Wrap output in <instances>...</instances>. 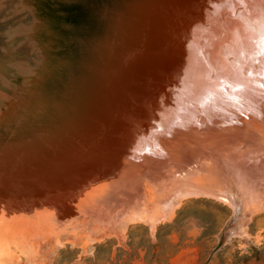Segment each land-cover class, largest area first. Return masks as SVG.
<instances>
[{"label": "bare ground", "instance_id": "obj_1", "mask_svg": "<svg viewBox=\"0 0 264 264\" xmlns=\"http://www.w3.org/2000/svg\"><path fill=\"white\" fill-rule=\"evenodd\" d=\"M156 14L149 13V22H138L143 41L152 49L150 58L144 62L147 55L138 56L132 74L106 86L94 119L81 116V102L63 116L59 108L66 94L56 92L58 100L49 102L52 93L45 94L38 82L28 83L31 75L44 69L22 70L21 98L0 114V123L13 126L7 136L0 133V219L33 215L56 224L120 204L119 217L123 214L126 223L154 225L178 204L181 193H171L173 185L190 182L192 189L182 193L184 198L212 194L211 189L199 191L205 184L202 178L194 180L196 187L190 178L180 179V170L199 171V165L212 169L219 166L215 163L227 169L229 178L233 175L232 184L242 182L243 189L251 184L252 190L254 185L263 191L258 185L264 181V0H180L170 15ZM54 22L41 28L53 27ZM52 65L50 59L46 67ZM243 153L246 160L253 158L251 165L238 157ZM143 183L147 190L170 189L161 201L164 209L159 203L164 211L155 212L164 216L148 213L142 206L146 198L134 200ZM249 188L246 191L251 192ZM253 192L245 201L253 208L264 205ZM42 207L45 212H32ZM96 224L97 231L103 221Z\"/></svg>", "mask_w": 264, "mask_h": 264}, {"label": "rangeland", "instance_id": "obj_2", "mask_svg": "<svg viewBox=\"0 0 264 264\" xmlns=\"http://www.w3.org/2000/svg\"><path fill=\"white\" fill-rule=\"evenodd\" d=\"M82 1L50 0L51 3H57L56 5L58 6L56 8L58 10L56 9V13L60 14L59 16L67 14V8H78ZM100 3L103 9L101 16L99 14L100 8L96 7ZM179 3L180 0H90L86 8L92 6L94 8L95 5V9H97V11H94V19H92V24L89 27L95 36L91 38L92 35H90L88 28L84 25V29H82L80 27L83 26V23H80V25L77 23L80 26L79 29L84 30L82 32V41L77 40L78 42L73 43V45L79 43L76 46L79 49L74 56H70L71 61L77 62L79 65L77 64L78 66L74 71L68 72L67 75L61 74V78L56 75L54 80H52L53 85H57V82L60 84V90L57 93L66 94V98L62 95L64 101L59 108L63 110L61 112L63 116H66L71 111V108L78 107L81 102L83 105L82 110L84 111L81 112V116L85 117L84 119L88 118L87 120L94 119L106 86L110 85L113 80L120 81L132 74L135 71L138 56L147 55L142 58L144 62L150 58L149 53L152 49L149 43L146 44L143 41L144 35L142 31H139L141 29H138V22L141 20L142 23L149 22V17L153 16L154 13L156 14V12V15L168 16L179 6ZM46 4H48V0H0L1 115L7 112L11 103L21 98V90L24 85L23 77L20 75L22 70L29 72L40 71L41 65L46 60L49 61L51 57L53 59L51 70L60 63V60L53 58L55 50L48 48L52 45L53 39H56L52 26L41 28V26H45V22L51 25L50 10L48 12L44 10ZM149 13H151L150 16ZM76 15L78 13L75 14L74 20H77ZM156 15L154 16L156 17ZM68 16H70V13ZM68 28L65 29L67 32L70 30ZM39 73L31 75L28 78V83L35 85L38 82L40 90L42 89L45 94L51 93V86L53 88L52 81L47 82L45 85H43L44 81H39L40 77L41 79L47 77L50 70H44L42 74ZM64 78L65 80H63ZM65 112L67 113L65 114ZM240 155L238 157H243L246 160V157L243 156L245 155L244 153ZM250 158L253 159L248 157L246 160L248 165H251ZM215 165L219 166L212 167V169L214 168L213 170L211 169L212 165H208L209 168L205 166V169L202 165H199L198 170H204H202L203 172L195 171L196 173L199 172L198 175H195L196 173L193 172V169L180 170V179L183 180L184 176H186L187 182L190 181V178L192 187H196V182V185H193L194 180L198 178L195 181H199L202 178L203 181L200 180V182H203L201 183L202 185L205 183L203 185L205 188L203 187L199 191L211 189L209 191L212 194L215 192L219 193L223 198L237 205L240 215L236 224L232 226L226 227L228 220L233 215V209L226 201L214 198L208 192H201L192 196L186 195L185 198L184 196L182 197L185 194L184 192H189L192 189L191 185H189L190 182L187 185L180 182L178 186L172 184L173 188L170 189L174 190L173 192L170 189L165 190L168 186L163 187L165 192H162L164 191L162 188L158 192H156L157 189L155 188L147 190V183H143L140 189V197H135L134 200L140 198L139 202H143L141 198H146L144 201L146 205L139 204V207L142 208L141 205L145 206L149 210L148 213L150 211L155 213L158 209L161 211L164 209V203L161 201L164 202L167 198L169 195L167 192L181 193L178 204L165 217H162L165 214L163 213L162 215L164 210L160 211V213L157 211V214L162 218L160 217L161 219L154 225L144 221H127L126 223L122 219V216L124 217L123 214L119 217L120 213L118 212L122 208L120 204L114 206L115 210L114 207L103 209L104 212L101 210L102 214L98 213L99 211L85 213L86 216L90 215L92 218L90 216L84 217V214H80L77 219L72 218V221L65 219L66 222L63 220L61 223L56 224L52 220L47 219L42 222L33 215L26 217L3 216L0 219V264H264V205H261V203V206L255 204V208H253L254 204L251 205L246 202L247 200L245 201L248 197H252L253 194L251 192L255 191L253 193L255 195L259 193L263 198L260 197L261 199H259L263 200L262 203L264 202V197L262 196L264 194V187H262L264 181H261L262 186L260 183V186L258 185V187L263 188V191L260 188H255L254 185H252L254 187L252 190L251 184H249L252 181L246 182L245 180L250 188L245 187L243 189L242 185L245 186V184H242L241 181V186L238 185L239 182H237L238 184L236 182L232 184L233 175L229 178L231 174L228 171L226 172V168L225 170L224 167H221L222 164L215 163ZM201 166L202 168H200ZM169 167L172 168V166ZM214 170L216 172L212 176L211 173ZM186 172L192 175L189 173L187 175ZM192 172L195 176L194 179L191 178L194 177ZM182 175L183 177H181ZM210 176L216 179L213 180ZM172 177H174V174ZM180 179L177 178L178 181ZM218 181L225 185L220 184ZM244 181L243 183H245ZM200 182L197 183L200 184ZM217 182L223 186L224 190ZM246 188L252 190L251 192L247 190L250 195L252 194L251 196H248L249 193ZM158 189L160 190V188ZM244 190L246 193L243 192ZM242 194H244V198L241 197ZM160 202L162 203L161 205L159 204ZM246 203L249 207L248 209L246 206L247 210L246 208L244 209L245 205H243ZM156 206L158 207L156 208ZM145 207L143 208L145 209ZM151 207L155 211L150 210ZM43 209L44 207L32 209V212L37 215L46 211V209ZM243 209L250 211V213L248 212L250 218ZM253 209L257 210V212L251 214L254 211ZM129 210L128 208L126 212ZM109 214H112V216ZM157 214L155 213V215ZM111 217L112 219L115 217L112 221L117 220L118 223L115 222L117 226H113L115 223L113 224L112 221H108L105 223L106 225L104 224V221L109 218L111 220ZM93 218L97 220L93 221ZM93 222L95 223L91 225ZM96 223H101L108 227L109 231L114 230L115 232H109L108 228L104 227L101 230V225L98 227L97 233L96 228L99 224L97 225ZM119 223L125 225L121 224L124 227V231L121 229L123 227L119 228L121 226ZM160 226L164 228L161 230L160 238L158 239L157 232ZM60 227L63 228L60 229ZM241 229L243 230L241 231ZM99 231H102V233ZM93 232L95 234H92ZM59 233L62 235L61 237ZM168 233L170 234L165 236ZM85 236L89 237V241ZM84 239L88 242L86 243ZM89 242L91 243L88 244ZM169 244L172 245V248L169 247Z\"/></svg>", "mask_w": 264, "mask_h": 264}, {"label": "water", "instance_id": "obj_3", "mask_svg": "<svg viewBox=\"0 0 264 264\" xmlns=\"http://www.w3.org/2000/svg\"><path fill=\"white\" fill-rule=\"evenodd\" d=\"M87 3L89 4L90 0H83L81 3L83 6L80 4V6L78 8H76V7L72 8L70 6L71 8H67L68 9L67 14H64L63 16L62 15L59 16L60 14L56 13V9H57L56 6H58V5H56L57 4L56 2L51 3L50 0H48V4L46 6H44L45 11L48 12V10H50L49 11L51 13L50 18H52L51 22H54L56 20V22H54V25L52 27L54 30L53 33H55L56 39H53L52 45L49 48L50 49L52 48L55 50V52L52 51L53 56H54L53 58H56V60H58V61L60 60V63L57 65V67L53 68L52 70L49 69L50 73L47 77H44V79H41V77H40L39 81H44L43 85L47 84V82H49V81L51 82L52 80H54L56 75H58V78H61L62 75H64V74L67 75L68 72L74 71V69L79 65V63H77V62L71 61L70 55L74 56L77 53V50L79 49V48H76V46L79 43H76V45H73V43L78 42V41H82V32L84 30L79 29L80 23H83V26H81L80 28L84 29V25H85V27L88 28L89 33H91L90 35H92L91 38L93 36H95L94 32L91 31L89 27L92 24V19H94V11H97V9H95V8L97 6L100 8V12H99L100 16H101V12L103 9H102L101 3L97 4L96 7L94 5V8H93V6L90 8H86V7H88ZM50 7H51V9H50ZM69 13H70V16H68ZM76 13H78V15H76L77 20L76 19L74 20V16ZM55 17H57V18H55ZM60 17H62V18H60ZM70 18H72L71 21H70ZM48 26H50V25H48ZM54 27H56V28L54 29ZM67 28L70 29L68 32L65 30ZM51 58H49V61ZM49 61L46 60L45 63L41 65V69L44 68V70L47 71L48 67H46V66H48ZM65 61H66V63H65ZM63 80H65V78ZM57 83H58L57 85L56 84L53 85V81H52L53 88H52V86L50 88L51 93H52V97L49 99V102H50V100H54V101L58 100L56 98L59 97V95L54 97V93L56 94V92H59V90H60L59 89L60 84H59V82H57ZM12 127L13 126L8 127L5 124L0 123L1 136H7L9 133H11L12 132L11 130H13ZM212 196L214 198H218L222 201H226L228 204H230V206L233 209V215L228 220L226 227H229V226L236 224L238 217L240 215L238 206L235 205L230 200L223 198L219 193L215 192L214 194H212Z\"/></svg>", "mask_w": 264, "mask_h": 264}, {"label": "trees", "instance_id": "obj_4", "mask_svg": "<svg viewBox=\"0 0 264 264\" xmlns=\"http://www.w3.org/2000/svg\"><path fill=\"white\" fill-rule=\"evenodd\" d=\"M164 227H161L160 226V228L158 229V232H157V238L159 239L160 238V232H161V230L163 229ZM170 233H168V234H165V236H167V235H169ZM169 247H171L172 248V245H170L169 244ZM174 247V246H173ZM128 256V255H127ZM207 264V263H206Z\"/></svg>", "mask_w": 264, "mask_h": 264}]
</instances>
